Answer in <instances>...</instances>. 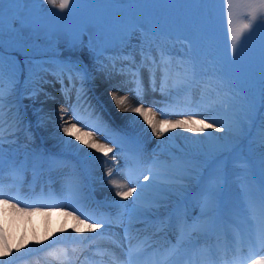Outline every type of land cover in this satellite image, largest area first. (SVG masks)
<instances>
[{"label":"snow or ice","instance_id":"6c2138e0","mask_svg":"<svg viewBox=\"0 0 264 264\" xmlns=\"http://www.w3.org/2000/svg\"><path fill=\"white\" fill-rule=\"evenodd\" d=\"M45 2V0H43ZM21 2L4 4L6 6L17 5ZM35 3V2H33ZM46 3L60 11H72L75 0H46ZM226 4V10L222 8V15L225 19L226 33L228 36V45L226 50L219 52L215 50L206 41L205 37H198L197 40H188L182 36L178 39L186 40L187 46L183 55H177L171 49V46L162 43L163 40H172L173 31L157 20L136 21L126 27L117 28L113 23H107L97 19L95 21L84 23L78 26L77 30L71 33L69 40L70 51L81 53L87 49L89 57L93 63L98 65V70L111 76L110 69L125 78L127 84L131 85V91L142 98L147 88L153 92H159L168 101L167 111L176 112L195 105L197 108L204 107L213 111L215 114L197 119L195 112H189L186 118L171 120L167 118L165 109H159L161 115H165L162 120H156V111L153 107H145L143 102L138 106L129 104L127 95L119 96L112 93V100L115 106L122 112L138 114L140 118L151 128V134L160 137L169 129H187L193 133H204L206 129H214L219 133H227L230 143L223 145L215 151L236 152L243 144L250 132V129L259 121L256 143L261 148L262 168H264V94L259 91V102L250 89H242L236 76L232 72V67L236 64L240 50L245 39L261 25H264V0H223L221 5ZM11 9L9 8V11ZM5 17V16H4ZM11 32L23 39V30ZM139 33L140 43L139 60L131 52H125L119 59L108 54L114 47L121 45L129 46L130 37ZM5 30H0V204L15 209V211L25 214H35L42 211L50 214L52 211H61L63 214L71 216L79 225L84 226V230L90 233L104 231L96 237H73L83 248H73L79 254L87 250L91 244L101 239H109L115 248H120L124 253L123 259L118 256L113 249L95 248V254L109 258L110 264H170L174 257L182 252L192 248L195 255H205L214 248L220 255L219 264H264V172L258 178H252L258 186L260 193L259 200H252L248 196V186L243 189V199L246 205L247 213L250 218L256 220L253 230L244 237L239 226L233 228L234 240L232 245L222 238V233L218 231V217L216 213L217 196L216 193L222 187L224 180V171L217 165V160L207 164V161L201 162L198 158L191 155L176 156L170 158V163L163 164L158 158L151 161L145 158L137 149L133 155L126 158L128 168L127 179L132 184L120 183L116 179L110 182L116 189L115 196L120 197L122 201L135 196L131 204H123L120 201H114L108 207H115L118 211L115 215L99 214L95 211H89L83 203L75 206L73 203H64V199L69 201H84L83 191L79 183L74 179H68L61 185V191L55 192L51 183L47 187L42 186L38 193L35 192L33 185L36 177L44 171L41 164L45 158L40 154H28L25 160L20 163L9 162L8 175L13 185L17 187L16 196H6L4 193V166L5 150L3 148V130L6 107L9 112L15 108L19 99V86L25 85L29 93V98L37 97L44 92L42 84L49 83L46 75H53L61 83V92L68 93L69 89L64 85V79L67 76L69 84L76 89V103L70 104L72 116L65 119L67 113L63 108L59 111V119L62 123L60 130L65 136L74 137L79 144H74L72 140H63L62 142L69 148L83 152L79 145H86L88 149L96 153H102L108 157L114 151L113 147L107 143H99L94 138L97 133L108 132L112 137L111 142L117 145H123L126 142L124 137L118 136L115 130L99 115H96L93 125L82 124L88 131L82 132L78 105L82 99L85 83L91 78L88 67L79 59H60L44 55L25 54V60L20 61L16 57L19 55V49H12L11 45L5 46ZM27 43L26 41L24 42ZM62 55V54H61ZM147 72V88L144 83V73ZM79 81V88L76 87ZM214 81V86L209 88V83ZM201 89L198 100H193L192 93L195 88ZM70 101V95H69ZM91 107V105H89ZM95 112V109L92 110ZM227 111L230 115L227 122H222L221 113ZM91 115V114H90ZM135 119V117H133ZM20 113L16 110L14 113V123L19 126ZM76 120L77 123H73ZM11 134V133H10ZM224 136L214 137L208 133L203 140H195L196 144H203L208 140H223ZM175 136H169L166 144L175 141ZM123 151V148L121 149ZM90 156L91 153H84ZM107 164V161H105ZM207 164V167H205ZM33 171V181L29 184L35 195L37 203L25 204L21 207L23 201L19 198V189L24 186L26 173L29 168ZM47 167L49 171L57 170L61 167V161L48 160ZM146 168V174L143 169ZM244 173L247 176L248 167L243 165ZM139 171L140 176L134 179V173ZM119 175V173H117ZM107 176L113 177V169H107ZM142 177L144 184L137 181ZM152 181L149 184V181ZM166 181L158 183L157 181ZM187 182V183H185ZM195 182L197 185L204 186L202 193V204L204 210L199 218H191V224L188 223L186 214L182 213L177 205L175 213H169V218L175 217L174 227L177 230L175 242L168 241L166 247L154 246L151 235L142 234L143 230L136 227V223H146L149 216H157L154 222L163 230L165 220L159 217L161 208L167 209V205L173 196H184L188 191L189 185ZM39 201H53L51 204H41ZM71 208L65 211V208ZM78 213V214H77ZM259 216L257 218V214ZM126 221V222H125ZM123 227V243L116 239L117 234L113 233L106 237V233L112 227ZM74 232H81L80 227L73 229ZM213 244H198L201 237L212 239ZM245 247L247 251L245 252ZM13 248L8 242L7 236L0 229V256H11ZM19 251V249H15ZM60 255L68 258L66 249L60 250ZM150 258V259H149ZM88 258L85 257V260ZM0 264H11V261H0ZM63 264V261H61ZM187 264V262H185Z\"/></svg>","mask_w":264,"mask_h":264},{"label":"rangeland","instance_id":"374dc122","mask_svg":"<svg viewBox=\"0 0 264 264\" xmlns=\"http://www.w3.org/2000/svg\"><path fill=\"white\" fill-rule=\"evenodd\" d=\"M15 2L21 3L6 6L5 10L4 4ZM222 2L223 0H75L71 12L68 10L62 12L58 8L48 5L46 0L45 2L43 0H0V30H2L4 23L5 46L11 45L10 50H20L19 55L16 57L18 60L24 61L26 52L31 50L29 54L39 55L44 58H48L44 55L47 53L49 56L54 55L55 58L60 59H79L88 67L91 78L84 85L81 93L82 99L78 105L81 123H77L76 120H72V122L77 123L78 127H82V124L93 125L96 115H99L110 125L111 129L115 130L116 135L126 139L123 145L111 142L109 146L116 147V151L110 153L105 159L100 160L87 159V161L82 157L80 151L73 150V148L65 145L62 141L70 140L71 138L66 137L60 130L59 125L62 121L59 116L54 118L51 111L57 109V107L63 108L65 113H67L65 119H70L72 116L70 104L76 103V89L72 88L66 76L64 85L69 89V92L63 93L61 92V83L57 78L53 75H46L45 78L49 83L41 86L44 92L48 93V96L41 93L37 97L29 98L26 86L20 85L19 99L15 108L9 112L6 107L2 133L3 147L5 152L9 151L10 154L6 156L9 158H6L8 161L4 166V178L9 177L10 161L20 163L25 160L28 154H40L45 158L41 161L44 166V175L57 172L73 173L77 175L76 177H80L86 185H90L95 189L96 183L93 180V174L104 170L106 166L116 164L111 163L113 160L121 161L119 168H122L124 159L126 160L127 157L133 155L137 149H139L145 160L151 161L153 158H160L165 165L170 163V158L173 155H191L198 158L201 162L207 161L208 164L217 160L218 167L224 171L222 187L216 193L218 210L220 209V199L226 197L228 200L227 204L239 209L235 205V203H238L237 205L241 208L239 209L240 213L243 212L248 217L242 195L243 189L247 185L249 198L259 200L258 186L251 181L252 178H258L264 172V168L261 166V148L256 143L259 129L258 120L236 152H224L222 148L220 151H215V149L229 144L230 139L227 133L206 129L204 133H196L198 135L197 139L203 140L208 133H212L214 137L224 136V139L208 140L203 144H198V146L192 142L193 140H185V146L182 145V140L178 138V140L172 142L173 147L167 152V156H161L155 150L156 142H165L171 135L167 134V137L160 136L152 139L149 136L150 128L148 125L146 128L141 127L138 130L133 120L127 118L126 113L120 111L113 100H107L115 92L119 96L127 95L129 104L139 105L143 102L146 107L151 102L161 105L162 108L159 107V109L167 108L168 101L165 97L159 92H153L151 88H147V72L144 73V83L147 91L142 98H137L131 91V85L127 84L125 78L120 76L116 70L110 69L112 75L110 77L107 76L104 72L98 70V65L93 63L87 49L82 53L80 51L73 53L70 51L69 44L71 33L76 31L79 25L97 19L107 23L114 22L117 28L126 27L136 21L154 19L173 31V39L170 42L167 41L166 44L171 46L178 58L184 54L187 46V41L178 39L177 37L179 36L193 41L200 36L209 37L206 43L215 50L223 52L228 45V36L225 19L222 15V8L226 10V4L221 5ZM9 8L11 9L10 11ZM10 29H14L15 32L23 30V39L11 32ZM140 40L141 37L137 32L130 37V47L124 45L114 47L108 55L119 59L125 52H131L139 60L137 45ZM25 41L27 42L26 44L24 43ZM165 41L162 38V43H165ZM0 45H2V40H0ZM232 72L242 89H250L252 91L258 105L259 91L264 94V25L259 26L251 36L245 39L237 62L232 67ZM214 83V81L210 82L209 88L213 87ZM79 86V81H77L76 87L79 88ZM200 91L199 87L193 90V100L199 99ZM149 92L152 93L149 94ZM93 109H95V112L92 111ZM16 110H19L20 113L18 127L11 123L14 121ZM177 111L179 112L166 114L167 118L173 121L183 119L186 118L189 112H195L197 119L215 114L207 108H197L195 105L191 108ZM221 115L223 117L222 122H227L230 114L225 111ZM156 116L165 117V115L159 114L158 111H156ZM156 120L158 119L156 118ZM83 131H88V129L82 127ZM97 134L107 135L106 137L112 138L108 132ZM180 145L184 146V148L181 149ZM79 147L82 149V146ZM122 148L123 151L121 150ZM58 156L62 159L55 158ZM50 158L61 161V167L64 166L50 172L47 167V162ZM105 161H107V164H105ZM243 165L248 167L247 176L244 173ZM205 167H207V164ZM143 171L146 174V168ZM137 175L140 176V172ZM29 179L33 180L31 167L26 173V180ZM148 183L150 184V181ZM198 189L199 191L194 193ZM227 191H229L228 195L226 194ZM188 192L193 197L190 200L189 213L185 211L184 214H186L187 218H199L204 210L202 204L204 186L193 182L189 185ZM187 197L185 195L182 197L176 196V200H172L167 205V209L163 208L164 210L159 212V216H165L179 200L187 199ZM257 215L259 216V213ZM150 217L152 219L157 218V216ZM251 220L254 222V219L251 218Z\"/></svg>","mask_w":264,"mask_h":264},{"label":"bare ground","instance_id":"6f19581e","mask_svg":"<svg viewBox=\"0 0 264 264\" xmlns=\"http://www.w3.org/2000/svg\"><path fill=\"white\" fill-rule=\"evenodd\" d=\"M151 93L152 92H149V94ZM107 100L108 101L112 100V97H109ZM130 105L138 106L135 104H130ZM149 106L155 108L154 110L157 111L159 110V107L162 108L161 105L159 106V104L156 105L155 103H151V102H149V104H147L146 107ZM59 111L60 108L58 107L57 109L52 110L51 111L53 113L52 116L54 118L58 117ZM165 111L166 114L173 113L171 111H167V108H165ZM158 113L160 114L159 111ZM126 116L127 118L133 120L134 125L138 130H140L139 128L141 127L143 128L147 127V124L143 121L142 118L138 116V114L126 113ZM133 117H135V119H133ZM156 118L158 120H162L165 117L156 116ZM150 134H151V128L149 131V136L152 137V139L153 137L154 138L156 137ZM167 134H170L171 136H175L176 140L180 138V140H182V145L186 144L185 140L188 141L193 140L192 142H194L195 140H201V139H197L198 135L196 133H192L187 129H169L163 136L165 137ZM106 136H104L103 134H96L94 138L99 143H107L109 145L111 143L112 138H108ZM70 138H71L70 140H72L74 144H79V141H76L74 137H70ZM167 141L168 138L165 140V142ZM165 142H161V143L158 141L156 142L155 150H157V152L161 156H167V152L171 150V147H173L172 145L173 141L167 144ZM194 144L198 146V144L196 143ZM182 145H180L181 149L184 148V146ZM79 146H82L83 152H81V155L86 160L87 159L100 160L106 158L103 156L102 153H96L94 150L88 149L86 145L81 144ZM113 149L114 151H116V147H113ZM84 153H91V155L87 156L84 155ZM9 154H10L9 151L5 152V160L6 158H8L6 156H8ZM158 159L161 161V163L163 162L162 159L160 158ZM118 161L113 160L111 163H116V164L106 166L104 170H101L99 171V173L97 174L95 173L92 175L93 180L96 183L95 189H93V187H91L90 185H86L85 182L81 180V178L78 177L75 178L73 174H70L69 176H63L61 180L57 181V184L52 183L50 180L47 179L48 177H50V175H53L55 173H49L44 175V172H42L36 177V181L33 187L35 189H40L42 186L47 187L48 184L51 183L52 188L56 189V191L59 193L61 191V185L66 180L74 178L82 188L83 197L85 198V200L86 199L90 200V198L86 195L87 193H89L90 195H93L92 203L95 206H97V203L107 205V208H101V211H99L97 215L101 213L115 215V213L118 210L114 206L108 207V205L112 204L114 201H120V203L123 204H131L135 196L139 194V189H138V192L135 193L133 197H130L126 201H122L120 197L115 196L116 189L113 187V185L110 182L112 179H116L120 183L127 184L129 187L132 186V184L127 179L128 168L125 167L122 171L119 168V164L121 161L119 162ZM124 162H126L125 159ZM109 167L113 169V177L107 176V169ZM117 173H119V175H117ZM6 179L7 180H5V178L3 179L4 190H9L10 192H13L14 189L17 190V187L13 185V183L12 184L10 183L9 181L10 177H7ZM140 180L143 179L141 178ZM32 181H33L32 179H29L28 182L24 183V185L25 184L29 185ZM141 182H143L141 184H144V181ZM157 182L165 183L166 181L160 180ZM151 183L152 181L150 180V184ZM10 186H12V189H10L11 188ZM19 191H20L19 198L23 201L25 197L24 195L21 194L23 189L20 187ZM198 191L199 189L194 193H197ZM91 192H94V194ZM228 193L229 191L226 192L227 195ZM189 194L190 193L187 191L184 195L188 196ZM8 196H16V195H8ZM172 200H176V196H173L169 201V203H171ZM227 201L228 200L226 197L220 199V205H219L220 209L218 210L216 215L218 217V231L222 233V238L225 239L229 243V245H232L234 240L233 228L239 225V229L242 235L244 237H247V235L253 230L256 220H254L253 222L249 216L247 217L246 215H244L243 212L240 213L239 209L241 208L237 205L238 203H235V205L239 209H235L233 206L227 204ZM35 203H37L36 200L29 199V201L26 202L25 204L32 205ZM39 203L51 204L48 202H41V201H39ZM163 210L164 209L161 208L159 212H162ZM168 219H169L168 217L164 219L165 226L163 230H158L159 226L156 223H154L156 219H152L150 216L147 218L146 223L137 222L136 227L143 230L142 234L151 235L156 247H163V246L166 247L168 245V241L175 242L176 234H177V230L174 227L175 217L169 220ZM166 222L168 223L166 224ZM191 222L192 219L189 218L188 223L191 224ZM76 227H80L81 232L79 233L74 232L73 229ZM0 229L4 231V233L7 236L8 242L10 243L11 247L14 250L11 256H0V261H11V264H61V261H63V264H110L109 258L107 256L101 257L95 254L94 249L97 247L113 249L114 252L121 257V259H123L124 257V253L121 251V249L115 248L114 245L111 243V241L105 238L96 241L94 244H91L87 250L83 251L82 254H79L80 258L76 259L78 253L73 252V248H83L84 246L79 245L78 242L73 239V237H78V238L96 237L99 236L100 233L103 232L104 230L101 229L95 233L87 232L84 230L83 225H79L78 221H75L73 218H71V216L63 214L61 211H52L50 214H47L46 212L42 211L40 213L29 215V214L17 212L15 211V209H8L6 206L0 204ZM113 233L117 234L115 238L120 240L121 243H123V227L113 226L109 230V232L106 233V237L112 235ZM214 242H215L214 236L212 239L201 237L200 240L198 241V244H205V243L213 244ZM15 249H19V251L17 252L15 251ZM61 249L67 250L68 253L67 259L60 255ZM191 250L192 248L190 247L187 250V252ZM246 251L247 248L245 247V252ZM85 257H87L88 259L85 260ZM185 258H188L187 255H185V253H183L182 255L181 253L177 257H174L173 260L170 262V264H181ZM204 258L207 259L205 264H219L220 261L219 253H216L215 249L213 248L210 253L205 255H195L193 252L191 256L192 264H202Z\"/></svg>","mask_w":264,"mask_h":264},{"label":"trees","instance_id":"16d2710c","mask_svg":"<svg viewBox=\"0 0 264 264\" xmlns=\"http://www.w3.org/2000/svg\"><path fill=\"white\" fill-rule=\"evenodd\" d=\"M206 165V164H205Z\"/></svg>","mask_w":264,"mask_h":264}]
</instances>
